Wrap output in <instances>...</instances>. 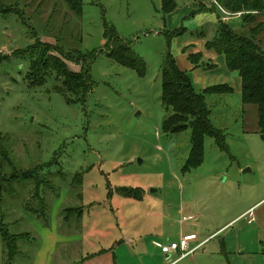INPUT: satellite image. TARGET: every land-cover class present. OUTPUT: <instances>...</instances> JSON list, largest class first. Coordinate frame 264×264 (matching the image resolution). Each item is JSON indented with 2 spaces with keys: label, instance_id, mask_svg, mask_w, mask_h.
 I'll list each match as a JSON object with an SVG mask.
<instances>
[{
  "label": "rangeland",
  "instance_id": "obj_1",
  "mask_svg": "<svg viewBox=\"0 0 264 264\" xmlns=\"http://www.w3.org/2000/svg\"><path fill=\"white\" fill-rule=\"evenodd\" d=\"M175 1L164 14L162 0H82L76 14L63 0H0L10 11L0 15V222L25 235L9 263L0 237V264H34L37 254L50 255V264H170L179 254L166 258L153 242L189 234L197 236L191 248L206 241L175 264H264L257 109L242 104L237 73L206 48L223 23L264 51V10L228 13L216 0ZM180 28L182 36L169 39ZM109 32L144 66L117 63ZM168 53L204 96L210 125L224 137V150L204 138L195 169L187 168L191 130L162 129ZM38 57L51 66L32 83ZM53 63L77 75L74 85L90 88L83 100L62 88L67 78ZM221 85L232 92H204ZM37 169L50 181L43 212L32 183L19 177ZM136 189L140 200L121 196ZM68 209L81 211V220L65 221ZM45 232L58 239L45 245Z\"/></svg>",
  "mask_w": 264,
  "mask_h": 264
},
{
  "label": "trees",
  "instance_id": "obj_2",
  "mask_svg": "<svg viewBox=\"0 0 264 264\" xmlns=\"http://www.w3.org/2000/svg\"><path fill=\"white\" fill-rule=\"evenodd\" d=\"M68 9L76 14L81 12L82 0H63ZM218 5L228 13H240L241 11H262L264 10V0H216ZM175 0H162V11L164 14H170L176 9ZM202 4L199 5V10L205 9ZM214 9V8H213ZM213 9H210L212 11ZM10 11L4 10L0 5V15H9ZM245 15L243 23H248ZM220 23L217 26L215 35L212 40L206 43V48L214 51L217 55L223 56L225 67L228 72H236L240 80L241 98L244 106H253L257 109V130L258 134L264 142V51L259 48L251 38L240 36L235 33L228 24ZM184 29L180 28L172 32H168L169 39L181 37ZM171 36V37H170ZM107 48L112 49L110 56L117 62L128 67L138 69L142 65L135 53L128 48L121 40H116L113 32L105 33ZM34 48V47H33ZM32 48V49H33ZM16 58L20 59L19 54ZM199 56H191L192 63H197ZM193 59V60H192ZM196 60V61H195ZM57 69V73L64 79L63 89L71 92L79 100H83L90 88H86L83 83L74 85L75 77L71 76L67 68L61 64L53 63ZM50 63L41 61L37 58L32 66L31 74L34 79L32 83L43 81L44 78H37L43 68H49ZM144 66V65H142ZM37 72V73H36ZM38 74V76H36ZM162 78V95L161 103L168 115L163 120L162 129L166 134H180L186 129L191 130V151L187 161V168L195 169L200 166L203 160V140L205 137L214 139L216 145L224 150V137L220 132H216L210 125V112L204 103V96L197 94L193 90L192 82L186 73L180 71L173 57L168 53L162 63L161 68ZM66 82V83H65ZM72 84V86L70 85ZM215 89V91H214ZM218 92L220 94H229L232 89L229 86L221 85L218 88H208L204 91ZM223 138V139H219ZM11 177L12 180L14 175ZM20 179L31 182L34 186L35 201L44 211V202L42 199V191L50 188V181L44 176H40L39 170H30L25 173H19ZM16 177V176H15ZM18 178V177H17ZM19 181V180H18ZM78 183V181H73ZM8 184V183H7ZM143 191L134 190L123 192L122 197L133 198L140 200ZM36 212V211H32ZM65 221L75 215L78 220H81L82 214H74V210H65ZM0 237L5 243L8 263L18 254L17 242L23 240L25 235H12L8 232L7 227L0 222ZM7 263V264H8Z\"/></svg>",
  "mask_w": 264,
  "mask_h": 264
},
{
  "label": "built area",
  "instance_id": "obj_3",
  "mask_svg": "<svg viewBox=\"0 0 264 264\" xmlns=\"http://www.w3.org/2000/svg\"><path fill=\"white\" fill-rule=\"evenodd\" d=\"M220 10L223 11L221 8ZM196 240H197L196 235L189 234V235H184L183 237L179 238V240L177 241H166V242L154 241L153 246H155L162 255H165L168 258L172 254H179V257L170 263V264H175L181 259L191 255L195 250L199 249L205 243V241L200 242L197 245H195L193 248H191L190 244Z\"/></svg>",
  "mask_w": 264,
  "mask_h": 264
},
{
  "label": "crops",
  "instance_id": "obj_4",
  "mask_svg": "<svg viewBox=\"0 0 264 264\" xmlns=\"http://www.w3.org/2000/svg\"><path fill=\"white\" fill-rule=\"evenodd\" d=\"M184 26L187 28V25H184ZM51 234H53V233L45 232V233L41 234L43 240L45 241V245H49L48 244L49 243L48 240L53 241V240L58 239V237H56L54 234L53 235H51ZM202 242H204V241H202ZM39 261H42V264H50L51 256L50 255L41 256V255L37 254L35 256V263L34 264H37Z\"/></svg>",
  "mask_w": 264,
  "mask_h": 264
},
{
  "label": "water",
  "instance_id": "obj_5",
  "mask_svg": "<svg viewBox=\"0 0 264 264\" xmlns=\"http://www.w3.org/2000/svg\"><path fill=\"white\" fill-rule=\"evenodd\" d=\"M244 172H246V171H244ZM150 193H154V191L152 190ZM166 258H168V257H166Z\"/></svg>",
  "mask_w": 264,
  "mask_h": 264
}]
</instances>
